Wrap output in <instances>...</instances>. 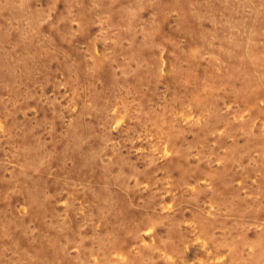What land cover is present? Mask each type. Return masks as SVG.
<instances>
[{
  "label": "rangeland",
  "instance_id": "374dc122",
  "mask_svg": "<svg viewBox=\"0 0 264 264\" xmlns=\"http://www.w3.org/2000/svg\"><path fill=\"white\" fill-rule=\"evenodd\" d=\"M0 264H264V0H0Z\"/></svg>",
  "mask_w": 264,
  "mask_h": 264
}]
</instances>
